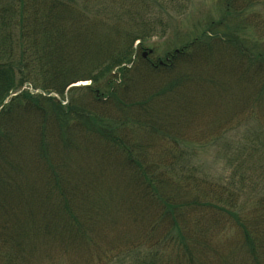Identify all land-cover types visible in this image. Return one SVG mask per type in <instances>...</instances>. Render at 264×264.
Wrapping results in <instances>:
<instances>
[{
	"label": "trees",
	"instance_id": "1",
	"mask_svg": "<svg viewBox=\"0 0 264 264\" xmlns=\"http://www.w3.org/2000/svg\"><path fill=\"white\" fill-rule=\"evenodd\" d=\"M190 2L0 0V264H264V0Z\"/></svg>",
	"mask_w": 264,
	"mask_h": 264
},
{
	"label": "rangeland",
	"instance_id": "2",
	"mask_svg": "<svg viewBox=\"0 0 264 264\" xmlns=\"http://www.w3.org/2000/svg\"><path fill=\"white\" fill-rule=\"evenodd\" d=\"M214 10H215L214 0H192V2H190V5L186 10L188 11V15H187L188 17L186 16L187 17L186 19H184L183 21L177 22L176 27H178L180 32L186 37H188V35L191 36L192 33L195 35L203 27L202 25L199 24L201 23L200 20L203 21L202 18H204L205 16H208L209 12L214 11ZM174 12L176 11L172 10V13ZM214 13L216 17H220L222 14L220 12H214ZM156 40L161 41L162 39L154 38L153 41H156ZM137 43L138 42H136L135 45H137ZM151 48H152L151 42L150 43L147 42L146 44L143 45V48L140 50V52L146 53V55L144 56L150 57V59L154 62L157 61V59L159 58L158 56L160 54H161V57H164L163 54L166 49L165 47H161L159 50L155 51L154 53L149 54L148 49H151ZM89 83H90V80H84V81L77 82L76 85H80V84L84 85V84H89ZM54 94L59 96L56 93ZM63 96H64L63 104H65L68 101V97L70 96L68 92H64ZM245 129L246 127H241V130H240L241 136L246 133ZM201 160L205 162V164L210 165L211 169L215 170L218 173L222 170L221 169L222 161L218 160L216 156L213 155V153L205 155L203 158H201Z\"/></svg>",
	"mask_w": 264,
	"mask_h": 264
},
{
	"label": "water",
	"instance_id": "3",
	"mask_svg": "<svg viewBox=\"0 0 264 264\" xmlns=\"http://www.w3.org/2000/svg\"><path fill=\"white\" fill-rule=\"evenodd\" d=\"M178 51V50H177ZM149 52H152V50H150ZM144 55H146V53H144Z\"/></svg>",
	"mask_w": 264,
	"mask_h": 264
}]
</instances>
